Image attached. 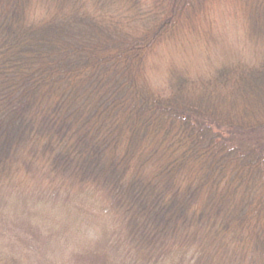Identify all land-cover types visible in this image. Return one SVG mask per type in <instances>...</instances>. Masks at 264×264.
Returning a JSON list of instances; mask_svg holds the SVG:
<instances>
[{
	"label": "trees",
	"instance_id": "obj_1",
	"mask_svg": "<svg viewBox=\"0 0 264 264\" xmlns=\"http://www.w3.org/2000/svg\"><path fill=\"white\" fill-rule=\"evenodd\" d=\"M80 198L133 264H264V0H0V233Z\"/></svg>",
	"mask_w": 264,
	"mask_h": 264
},
{
	"label": "rangeland",
	"instance_id": "obj_2",
	"mask_svg": "<svg viewBox=\"0 0 264 264\" xmlns=\"http://www.w3.org/2000/svg\"><path fill=\"white\" fill-rule=\"evenodd\" d=\"M215 15H224V12L218 11ZM217 20L220 19L217 18ZM233 22L234 19H229V22L225 23L227 24L225 31L231 33V30H233L234 27L232 24ZM228 48L231 53H234V50H232L231 47ZM157 52L164 53L162 48H159ZM184 53L186 54L185 57L192 55L193 60L189 61L188 59L179 61L177 57V60L180 62L178 63V68H181L182 64L185 69H193L195 63L197 64V62V66L199 65L200 59L202 58L201 48L198 47V49H192L190 45H186ZM168 56L170 57V55ZM158 61V59L151 60L150 67L154 64H156V66L151 71L150 77L147 76V82L152 83L151 86L153 87H156V75L162 70V66H158L161 64H158ZM82 200L83 199L80 198L78 201L80 203L79 207L81 211V214L78 216L79 218L73 216L69 219V217H66L65 214H61L58 220L54 219L51 221L49 219L51 215H49L47 220L41 221L40 224L33 221V223L27 224L24 229L19 228V230H16V234L13 232V235L6 232L3 234L0 233V250H2V253H10L11 257H17L18 260H23V256H25L23 247H15V244L17 245L15 240L19 241V239H25L27 243L44 251L50 257L52 264H133V261L128 259L131 255L127 252V246L123 245L124 243H120V241L118 242V239H121V235L118 232L115 223H110L111 219L107 215L110 213L107 211H97L93 199L84 204ZM63 205L64 204L61 203H55V206L50 205L51 207L44 208L43 210H49L52 212V210L54 211L62 208L61 206ZM23 221L24 219L22 222ZM59 228L61 231H65L66 233L62 237L64 240L60 243V250L57 255H53L57 246L51 248L52 250L49 253L46 249H44L46 246L45 241L49 235L53 234V229ZM33 229L36 230V234L34 236L32 233ZM126 255L128 258H126Z\"/></svg>",
	"mask_w": 264,
	"mask_h": 264
}]
</instances>
